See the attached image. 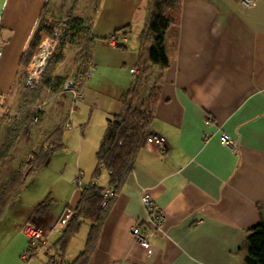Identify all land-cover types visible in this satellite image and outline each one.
Listing matches in <instances>:
<instances>
[{
	"label": "crops",
	"instance_id": "crops-1",
	"mask_svg": "<svg viewBox=\"0 0 264 264\" xmlns=\"http://www.w3.org/2000/svg\"><path fill=\"white\" fill-rule=\"evenodd\" d=\"M48 1L0 0V91L5 95L0 143L14 127L11 115L19 108L25 69L21 60ZM148 14L149 0H99L91 16L94 74L79 86L82 98L73 116L66 107L73 104V95L66 91L60 109L53 110L48 131L59 124L71 128L74 119L82 126L90 112L85 133L101 138L108 119L122 110V97L135 80L131 69H139L141 33ZM171 28L166 36L171 63L163 75L152 126L154 134L166 138L167 151L155 144L141 149L89 264H243L248 231L260 221L258 208L264 211V0L252 7L241 0H182L179 25ZM119 29L128 33L127 44L108 45L106 38ZM207 112L215 119L211 126L205 124ZM222 132L237 141L236 151L220 143ZM64 147L63 141L60 149ZM56 151L43 167L50 165ZM79 175L81 185L95 181L85 184L82 170ZM100 176L97 185L107 187L108 173L102 183ZM82 192L77 186L57 213L48 206L41 215L35 211L48 198L34 194L25 206L21 195L6 217L13 238L2 248L3 263L21 264L27 247L25 224L42 225L50 238ZM144 192L166 215L164 233L153 234L148 249L137 244L131 232L147 215ZM89 230H81L83 236ZM76 235L66 253L74 245L76 250L84 246V240L75 242ZM41 252L52 251L47 245Z\"/></svg>",
	"mask_w": 264,
	"mask_h": 264
},
{
	"label": "trees",
	"instance_id": "trees-1",
	"mask_svg": "<svg viewBox=\"0 0 264 264\" xmlns=\"http://www.w3.org/2000/svg\"><path fill=\"white\" fill-rule=\"evenodd\" d=\"M46 7H48V3L43 10L33 40L22 57L21 63L23 65H26L34 55L41 39V33L50 30L47 13L44 15ZM181 8L182 0H149V14L146 26L141 33V52L137 64L139 74L135 76L133 84L122 97V110L107 121L104 135L96 153L97 171L94 177L95 181L80 186L83 189L80 200L73 208L72 217L62 228L61 236L53 245L55 254L46 253L48 255L47 264L64 263L63 259L69 242L80 231L86 221H90L91 224L85 247L68 264H89L97 250L105 220L115 203L117 194L133 172L139 152L147 144V138L153 134L152 126L160 98L163 75L171 63L166 45V36L171 27L179 25ZM91 30V19H85L74 14L69 21V28L66 33L70 36L68 38L70 42L74 43L81 40L86 45L87 57L89 58L91 43L94 39ZM77 36L81 38H76ZM65 42L61 43L59 49L65 47ZM57 59L56 62H60L62 56L59 54ZM152 64L159 66V72L150 90L145 94L143 89ZM53 75L43 84L56 93L65 87L67 80L60 74ZM81 77L78 79L77 85L72 87L79 89V86L83 84L80 81ZM26 111L22 110L23 128L27 127L30 121H33L36 113L34 108L29 109V112ZM25 112L27 115L24 114ZM65 128L64 124L55 126L47 134L45 142L40 148L34 151L29 169L24 171L22 168H18L0 187V227L8 211L14 208L21 198L29 176L42 168L54 151L63 147ZM102 171L108 173L109 186H112L116 192L115 197L108 206L104 207L102 206V192L105 187L98 186L96 182ZM48 206L47 201L41 202L35 211V215L43 214ZM258 209L260 221L248 231L246 238L248 250L243 264H264V211L263 207Z\"/></svg>",
	"mask_w": 264,
	"mask_h": 264
},
{
	"label": "rangeland",
	"instance_id": "rangeland-1",
	"mask_svg": "<svg viewBox=\"0 0 264 264\" xmlns=\"http://www.w3.org/2000/svg\"><path fill=\"white\" fill-rule=\"evenodd\" d=\"M98 2L99 1L97 0L48 1V7H46L44 15L47 13L50 30L43 31L41 33V38L42 34L45 32L47 35H49V37L58 40V46L56 47L55 52L50 58L47 66L45 67V71L39 83H34L29 78L27 72L28 64L31 62L32 58L25 65V69L23 70L21 81L19 83L20 91L18 90V109L25 111L27 110L26 112H29V109H35V106L43 100H46L47 104L44 106L42 113H40L41 116L39 117L38 121H34L33 118V121H30V124L23 128L24 121L21 119L19 123L13 124L14 127L10 130L5 140L0 143V187L5 181L8 180L12 172L18 168H22L24 171L29 169V166L31 165L30 162H32L33 159L34 151L40 148V146L45 142L47 134L50 132L48 131V125L50 124L53 110L60 109L59 102L61 99H63L66 91H70V84H73L72 86H76L80 76L85 75L90 63V58L87 57L88 52L86 45H84L81 40H78L77 42L75 41L74 43L70 42L68 40L70 36L66 35V33L67 29L69 28V21L74 14L85 19H91V16H93L96 11ZM76 38L81 37L77 36ZM66 40L68 41L65 42ZM62 42H65V47L63 49H59ZM36 51L37 48L35 52ZM57 54L62 56L60 62H56L58 60ZM158 72L159 66L157 64H152L148 71L143 89L145 94L148 93L151 86L155 82ZM53 74H60L67 80L65 87L56 93L43 84V82L48 80L49 77L54 76ZM79 102L80 101L77 103V107L79 106ZM66 103L67 102H65V104ZM67 105V112L69 115L72 114L71 116H73L75 110H71L72 108L70 107L72 104L69 103ZM26 112L24 113L25 115H27ZM45 114H48V116L45 118L44 122H42ZM84 118H82V120H84ZM89 118L90 112L87 113V121ZM79 120H81V118ZM87 121H85L82 126L75 122V119L74 121H70V123L72 122L71 128L66 127L64 136L65 149H60L55 152V156L48 167H43L38 172L29 176L26 187L22 194L25 206H28L31 203L30 198H32L34 194H43L45 198H48L47 202L49 203V206L55 209V212L57 213L61 209L62 204L66 203L67 194H71L72 190L76 189L77 186L75 183V178L81 177L80 175L78 176L80 170H82L84 173L85 184H87L92 180V178L96 176V149H98L99 143L104 133L102 134L101 138H98L97 135L91 131L86 134ZM65 122L67 123V121ZM50 129L52 130L53 127ZM83 132L86 134L87 141L83 145V151H81V139L84 137L83 135H85ZM100 177L102 183L106 179V172L102 171ZM107 187H109V185ZM11 210L8 211L3 220L4 222L7 220V222L3 223V225H1L2 227H0V253L2 248L8 244H6V242L13 238L12 231L8 227V220L11 216L9 213ZM7 216L9 217L6 219ZM90 224V221L84 222L81 230L86 232L87 229L89 230ZM63 227L58 225V228H53V230L50 232V238L46 233L48 237L46 245H43L39 249L37 256L31 259L29 262H25L21 258V264H47L48 255L46 253H42L41 251L48 245L52 251L51 253L55 254L53 245L59 238L60 230L62 232ZM81 230L79 231L80 233L76 235L77 239H75V242H77V240H84V246L80 248L81 250H79V248L76 250V245L71 247V250L68 251V253H66L64 256L63 264H68L71 261L73 255H78L75 250L82 251L84 249L88 233H84L83 236V231ZM26 249L27 247L25 250ZM25 250L22 252V254L25 252ZM72 253L73 255L71 256ZM0 264H4L1 258Z\"/></svg>",
	"mask_w": 264,
	"mask_h": 264
},
{
	"label": "built area",
	"instance_id": "built-area-1",
	"mask_svg": "<svg viewBox=\"0 0 264 264\" xmlns=\"http://www.w3.org/2000/svg\"><path fill=\"white\" fill-rule=\"evenodd\" d=\"M242 3L248 7H252L256 4L257 0H241ZM129 40V35L125 32V30H117L113 34H111L108 38H106V42L108 45L112 47H122L127 44ZM58 46V40L55 38L49 37L47 33L42 34L41 42L37 47V51L33 55V59L28 64L27 72L29 78L34 83H39L42 79V75L45 71V67L47 66L50 58L53 56L56 47ZM1 57V51H0ZM95 71V66L92 61H90L87 72L84 76L81 77V82H86L90 79ZM131 73L133 75H138L139 70L137 68L131 69ZM73 95V104L71 106V110L76 109L77 102L82 98L80 91H78L77 87H71L69 89ZM5 99V95L0 91V107L3 105ZM47 104L46 100L38 103L35 106V116L34 121H38L40 117V113L44 110V106ZM13 122L17 124L20 122L22 117V109H18L16 112L12 113ZM205 124L206 126H211L215 124L214 116L211 113H205ZM220 143L236 151L238 149L237 141L232 138L228 133L222 132L220 135ZM147 144H155L160 147L162 152L167 151V140L164 136L159 134H151L147 138ZM81 177L75 178V183L77 186H81ZM115 190L113 187H106L102 192V206H108L110 201L115 197ZM142 202L145 206L147 215L146 218L137 224H135L132 229V235L135 238L137 244H139L143 248H151L152 241L151 238L155 233H164L166 215L163 209L157 206L154 202L153 198L150 196L148 192H144L142 197ZM73 210L67 209L63 216L61 217L58 225L63 227L72 217ZM44 227L38 223H27L22 228L23 234L27 239V249L22 254V259L24 261L31 260L35 258L39 252V249L46 245L48 237L46 232L44 231Z\"/></svg>",
	"mask_w": 264,
	"mask_h": 264
},
{
	"label": "bare ground",
	"instance_id": "bare-ground-1",
	"mask_svg": "<svg viewBox=\"0 0 264 264\" xmlns=\"http://www.w3.org/2000/svg\"><path fill=\"white\" fill-rule=\"evenodd\" d=\"M21 119H22V117H21Z\"/></svg>",
	"mask_w": 264,
	"mask_h": 264
}]
</instances>
